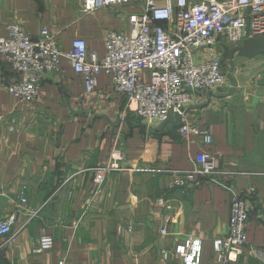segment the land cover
<instances>
[{"label": "crops", "instance_id": "0c3cea01", "mask_svg": "<svg viewBox=\"0 0 264 264\" xmlns=\"http://www.w3.org/2000/svg\"><path fill=\"white\" fill-rule=\"evenodd\" d=\"M81 3L0 0V35L10 23L32 38L47 28L62 49L81 38L90 57H101L106 33L126 30L139 9L84 13ZM238 46L241 53L227 41L217 45L223 70L233 69L227 86L214 95L198 90L188 108L189 121L211 132L209 144L197 134L181 137L170 122L148 126L103 72L87 94L66 59L45 73L36 100L22 103L9 89L19 73L0 54V219L15 215L11 234L0 238V264H182L174 251L189 235L202 242L200 264H215L212 242L227 234L234 192L254 209L231 264H264L253 252H264V51L259 36ZM116 150L125 160L105 171ZM202 151L217 155L225 173L172 187L167 171L193 169ZM43 232L54 244L36 253Z\"/></svg>", "mask_w": 264, "mask_h": 264}, {"label": "built area", "instance_id": "2783aa9c", "mask_svg": "<svg viewBox=\"0 0 264 264\" xmlns=\"http://www.w3.org/2000/svg\"><path fill=\"white\" fill-rule=\"evenodd\" d=\"M132 4L139 9L128 14V28L106 33L101 57L89 56L84 39L74 38L64 50L47 28L32 38L19 24H8L6 34L0 35V54L19 73L9 85L11 93L22 103L35 101L45 73L58 71L66 59L87 94L95 91L98 74L103 72L110 76L113 92L126 98L128 109L148 126L163 123L170 114L178 115L181 137L197 134L209 144L211 132L189 121L188 108L198 103V90L213 95L227 86V73L216 52L221 41L238 46L246 38H264V0H82L81 10L91 13ZM111 159L105 171L119 169L125 156L116 150ZM195 164L191 170H168L171 186L185 187L199 177L215 181L225 173L220 158L204 151L196 155ZM24 187L21 202H26ZM253 209L244 195L233 193L227 234L212 242L215 264L236 262ZM14 222V214L0 219V238L11 234ZM161 232L165 234L167 227ZM53 244V236L43 232L34 252L47 251ZM253 252L264 258V252ZM174 254L182 264H200L202 242L189 235Z\"/></svg>", "mask_w": 264, "mask_h": 264}, {"label": "water", "instance_id": "95a60500", "mask_svg": "<svg viewBox=\"0 0 264 264\" xmlns=\"http://www.w3.org/2000/svg\"><path fill=\"white\" fill-rule=\"evenodd\" d=\"M259 38H261L262 39V46L260 47V50L261 51H264V38L263 37H261V36H259ZM249 40H251V39H249ZM234 51H237L238 53H241V51H242V47H240V46H236V47H234V49H233ZM229 63H231V64H233V57H232V54L229 56ZM233 69H231L229 72H228V74H227V76H228V78H230V75H231V71H232ZM228 92H230V90L228 91ZM210 93V92H209ZM211 94V93H210ZM214 95V94H213ZM168 122H170V123H172L173 125H176V126H179L180 125V118H179V116L178 115H172V114H170L168 117H167V119L162 123V124H165V123H168Z\"/></svg>", "mask_w": 264, "mask_h": 264}]
</instances>
